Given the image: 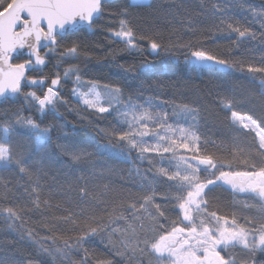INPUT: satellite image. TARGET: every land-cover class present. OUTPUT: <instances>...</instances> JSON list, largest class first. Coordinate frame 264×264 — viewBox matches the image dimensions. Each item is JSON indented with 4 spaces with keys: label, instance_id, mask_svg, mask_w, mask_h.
I'll use <instances>...</instances> for the list:
<instances>
[{
    "label": "snow or ice",
    "instance_id": "1",
    "mask_svg": "<svg viewBox=\"0 0 264 264\" xmlns=\"http://www.w3.org/2000/svg\"><path fill=\"white\" fill-rule=\"evenodd\" d=\"M112 3L0 0V97L23 101V107L0 113V231L15 236L0 239V264H41L19 246L25 241L52 264H264V54L256 61L209 46L215 44L209 39L213 29L229 38L235 35L236 52L247 41L259 40L264 46V5L225 0L201 3L196 13L183 4L128 0L112 12ZM140 8L145 11H135ZM237 10L246 14L243 19H237ZM105 15L116 18L108 21L115 26L106 30L98 23ZM162 18H170L167 40L159 25ZM201 19L211 21L210 27L201 28ZM85 30L105 31L113 62L122 54H142L147 42L157 57L182 55L200 70L247 73L258 83V92L228 86L216 94L231 114L233 131L251 135L252 144L242 147L235 135L230 142L213 140L201 130L202 106L196 101L175 104L145 95L142 87L130 92L118 84L85 80L79 65L64 67L69 60L91 58L78 39ZM53 54L58 70L46 75L41 66L46 68ZM117 66L126 79H136L138 70H150L148 61ZM30 70L40 74L26 75ZM68 82L75 85L70 92L77 105L101 120L113 118L103 128L85 118L106 141L92 150L67 134V142L53 145L52 128L25 114L35 110L59 116V107L70 104L62 94ZM25 83L39 91L25 92ZM246 105L253 110L258 106L261 116L243 110ZM133 153L148 165L132 169L138 181L134 187L142 195L134 203L124 204L120 196L122 203L112 204L109 185L92 182L106 175L95 170L100 163L95 158L130 160ZM218 188L249 199L229 205L239 212L220 215L213 196ZM133 196L128 193L129 199ZM55 197L70 207L54 203ZM214 207L217 210H209ZM54 208L66 215L56 216ZM33 214L40 219L26 223L25 217ZM37 228L47 235L40 236ZM95 237L107 242L105 252L114 259H102L84 246ZM74 252L80 254L78 262L72 259Z\"/></svg>",
    "mask_w": 264,
    "mask_h": 264
},
{
    "label": "trees",
    "instance_id": "2",
    "mask_svg": "<svg viewBox=\"0 0 264 264\" xmlns=\"http://www.w3.org/2000/svg\"><path fill=\"white\" fill-rule=\"evenodd\" d=\"M214 2H225V0H153L156 5L163 4H183L190 11L196 13L200 12V4L204 3L206 6H210ZM233 2H239V0H233ZM246 4H251L257 8L264 5V0H242ZM128 0H113L109 11H118L121 7L126 5ZM135 11H145L144 9H135ZM237 19H243L244 13L237 10L234 13ZM183 18V17H181ZM115 20V17H109L105 15L98 23L101 29L106 30L109 27L115 26L114 24H109V20ZM251 20V17H248ZM170 18H162L159 22L161 28L165 29L164 38L167 40L169 32ZM176 28H180L178 22H173ZM211 21H205L201 19L200 27L208 28L210 27ZM98 30L94 34L89 33L87 30L78 34V39H80L86 46L88 54L91 57L88 60L83 58L80 60H69L64 63V67H68L70 64L79 65L83 70V78L85 80L98 81L102 84H118L125 88L127 91H135L141 87L147 91L144 92L145 95H158L162 100H167L169 102H174L175 104L192 103L196 101L198 105L202 106V118L200 120L201 130L206 132L213 140L218 143L221 140L226 142L229 141V137L238 136L239 142L242 147H247L252 144V136L246 134L245 132L235 133L233 127L230 124V112L227 111L223 106L218 103L217 92H223L228 86L234 87L237 91H243L245 89L253 92L259 91L258 83H253L251 78L247 73H241L238 69L234 72H226L217 69L200 70L192 65L186 63L184 57L180 56H165L161 55L159 57L150 53L149 44L145 42L143 44L144 52L139 53H127L116 57L115 62L111 61L107 55L111 45L106 38L105 31ZM259 33V29L256 28ZM191 36H184V39H193ZM202 38V37H195ZM210 40H215V44H210V47H219L220 52H234L236 55H243L245 57H255L258 61L262 54H264V46H262L259 40L247 41L241 44V49L236 52L233 48V44L236 41L235 35L230 38L224 33H218L215 29L212 30V35L209 37ZM117 47H123V45H118ZM46 49H41V55L44 54ZM26 58V57H25ZM224 58H227L225 56ZM56 55L53 54L49 57L50 63L44 68L43 72L46 75H50L52 72L58 69L54 68L56 63ZM143 61H148L150 63V70L146 69L143 71H137V78L131 79L125 78V74L122 69L117 65L123 64L126 67L129 65H139ZM19 62V61H14ZM39 71H28V76H37ZM259 79L258 77L256 78ZM206 85H220V88L206 86ZM75 85L68 82L65 86V90L62 93L67 99H69V107L65 108L63 106L59 107L60 115H53L52 113L47 114H37L35 110L31 112H25L26 115H31L37 122H41L42 127L52 128V141L53 145L61 144L67 142L64 137L65 134L69 139H76L80 141L84 146H87L89 150L94 148L96 143H105V139L98 133H95L92 128L88 127L86 120H93L95 123L99 124L101 128L109 126L113 122L112 117H107L105 120H101L89 111L84 110L80 105H77L71 96L70 89ZM195 86V87H194ZM25 92L30 90H37L30 88L26 85L23 89ZM9 101V102H6ZM4 102L0 103V113L5 109L14 111L17 108L23 107L22 99L18 97H8ZM171 111V108L167 109ZM240 111L242 109H235ZM249 111V114L254 115L255 118L261 116L259 107L257 106L254 110L250 105H246L243 109ZM87 128V130H85ZM52 146H50V149ZM97 161L100 163L96 164L95 170L98 172H105L104 178H96L92 182L95 184H107L113 191L110 192L107 199H109L112 204H120L122 201L118 197L123 196V203L130 204L134 203L135 199L142 195L140 190L134 185L138 183L135 178V173H132L134 167L146 168L148 165L146 163H141L137 160L135 153L132 154L129 159H110L108 157H96ZM87 167H91L88 165ZM242 170V169H241ZM134 194L132 199L128 198V193ZM215 201H218V209L220 215H226L231 211L239 212L238 207H229L237 202L248 200L249 198L245 194H240L239 196H233V194L224 188L216 189L213 194ZM56 204H62L63 207H70V205L63 203L62 197H55L53 200ZM249 202H252L249 200ZM217 210L216 207L209 209ZM124 212V209L121 208ZM52 212L56 216L66 215L65 212L52 209ZM125 215L130 216L131 213L124 212ZM247 214V213H246ZM176 213L172 214V218H176ZM40 217L33 214L31 217H25L26 223L30 220L32 222L38 221ZM29 227L34 226L33 224H28ZM3 227L2 218H0V229ZM68 227V226H65ZM40 236L47 235V233L40 228L36 229ZM15 239L14 235L0 231V239ZM106 241L102 244L99 237H95L84 246L89 248L90 252L95 251L97 254L101 255L102 259H114V257L107 256L105 252ZM21 248L26 249L28 253H31L32 259L41 260V264H52V262L44 256H37L36 250L31 247L28 242H21L19 245ZM238 254L240 250H236ZM72 259L74 261L80 260V254L72 253Z\"/></svg>",
    "mask_w": 264,
    "mask_h": 264
},
{
    "label": "water",
    "instance_id": "3",
    "mask_svg": "<svg viewBox=\"0 0 264 264\" xmlns=\"http://www.w3.org/2000/svg\"><path fill=\"white\" fill-rule=\"evenodd\" d=\"M26 51V50H25ZM27 75V74H26ZM10 97V96H9ZM8 98V97H7ZM7 98L5 97H0V103L4 102Z\"/></svg>",
    "mask_w": 264,
    "mask_h": 264
}]
</instances>
